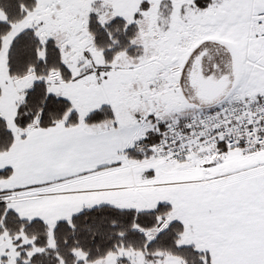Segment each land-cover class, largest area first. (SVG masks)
Wrapping results in <instances>:
<instances>
[{"label":"snow or ice","instance_id":"6c2138e0","mask_svg":"<svg viewBox=\"0 0 264 264\" xmlns=\"http://www.w3.org/2000/svg\"><path fill=\"white\" fill-rule=\"evenodd\" d=\"M0 264H264V0H0Z\"/></svg>","mask_w":264,"mask_h":264}]
</instances>
